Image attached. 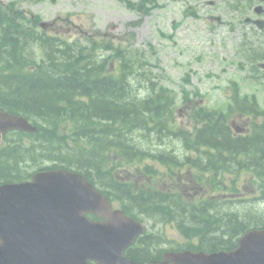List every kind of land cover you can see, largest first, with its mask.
Here are the masks:
<instances>
[{
  "label": "trees",
  "instance_id": "obj_1",
  "mask_svg": "<svg viewBox=\"0 0 264 264\" xmlns=\"http://www.w3.org/2000/svg\"><path fill=\"white\" fill-rule=\"evenodd\" d=\"M19 17L15 11L12 23L0 19V109L32 120L39 131L6 138L0 183L41 170L83 173L131 217L175 228L186 242L172 240V251H232L247 231L264 229V109L255 96H242L232 81L227 111L194 106L192 129L182 128L176 100L186 105L198 89L184 86L180 97L157 83L141 51L47 37ZM34 46L42 51L39 62L24 57ZM244 59L253 76L264 51L247 50ZM234 116L250 119L252 133L234 132ZM173 140L184 150H160ZM167 240L150 232L128 257L151 259Z\"/></svg>",
  "mask_w": 264,
  "mask_h": 264
},
{
  "label": "rangeland",
  "instance_id": "obj_2",
  "mask_svg": "<svg viewBox=\"0 0 264 264\" xmlns=\"http://www.w3.org/2000/svg\"><path fill=\"white\" fill-rule=\"evenodd\" d=\"M4 1H18L22 10L51 23L46 31L48 35L82 41L91 34L95 38L104 35L115 46L131 45L132 49L145 52V61L149 62L145 68L157 75V83L180 97L186 85L183 78L189 74L188 90L193 93L196 88L200 93L192 95L186 106L178 98L175 122L179 126L190 123L189 111L194 105L224 109L229 103L226 89L230 81L240 83L242 95L256 94L264 108V87L247 78V71L239 69L240 63L245 64L246 47L241 45L246 28L239 25V15L230 8L234 0H214V6L208 5L213 0H155V8L147 1L146 12L131 7L141 4V0ZM216 16L225 24L212 19ZM229 122L234 127L247 128L244 118L235 116ZM119 206L116 204L115 208ZM145 225L151 230L149 222ZM163 231L170 238L184 242L172 226L164 227Z\"/></svg>",
  "mask_w": 264,
  "mask_h": 264
},
{
  "label": "water",
  "instance_id": "obj_3",
  "mask_svg": "<svg viewBox=\"0 0 264 264\" xmlns=\"http://www.w3.org/2000/svg\"><path fill=\"white\" fill-rule=\"evenodd\" d=\"M11 129L36 131L0 111V144ZM144 232L123 212H112L109 200L79 173L40 172L30 182L0 186V264H264V231L245 235L230 253L186 251L166 254L165 261H131L124 251Z\"/></svg>",
  "mask_w": 264,
  "mask_h": 264
},
{
  "label": "flooded vegetation",
  "instance_id": "obj_4",
  "mask_svg": "<svg viewBox=\"0 0 264 264\" xmlns=\"http://www.w3.org/2000/svg\"><path fill=\"white\" fill-rule=\"evenodd\" d=\"M254 3V5H253ZM263 6L264 3H262L259 0H249V11L247 12L248 15L244 18L243 23L241 22V25H246L248 31L251 33V35L256 36L257 39L264 40V29H260L258 26L264 24V12L262 14L256 13L255 8L257 6ZM249 18V23H245V19ZM258 21V24H255L254 22ZM260 42V41H259ZM264 45V42L262 43Z\"/></svg>",
  "mask_w": 264,
  "mask_h": 264
}]
</instances>
